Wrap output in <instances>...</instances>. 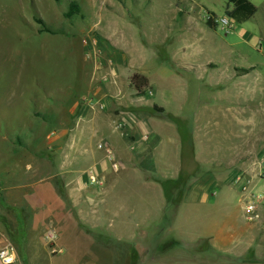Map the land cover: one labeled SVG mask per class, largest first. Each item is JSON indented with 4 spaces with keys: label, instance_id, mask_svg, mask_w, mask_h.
<instances>
[{
    "label": "rangeland",
    "instance_id": "374dc122",
    "mask_svg": "<svg viewBox=\"0 0 264 264\" xmlns=\"http://www.w3.org/2000/svg\"><path fill=\"white\" fill-rule=\"evenodd\" d=\"M249 1L253 17L229 0H0V248L11 245L16 264H110L116 249L103 251L102 234L123 233L150 243L133 252L139 263L175 250L228 264L230 249L214 256L207 240L183 247L171 239L166 249L152 240L176 213L169 208L156 225L149 217L158 194L139 173L137 139L148 142L153 124L162 143L150 171L172 176L182 155L180 179L167 184L174 206L192 184L219 176L239 195L240 232L251 223L264 233V216L245 219L247 193L234 184L238 174L257 181L264 165V0ZM73 2L80 12L67 18ZM224 20L233 27L223 30ZM135 74L149 80L143 97L131 85ZM108 82L106 107L92 89L99 94ZM107 139L121 151L119 140L127 142L139 172L122 170L109 143L101 145ZM102 162L114 189L103 199L109 214L87 199H98L99 187L81 181L102 172ZM187 224L185 233H198L190 229L198 222ZM260 242L264 254V235Z\"/></svg>",
    "mask_w": 264,
    "mask_h": 264
},
{
    "label": "crops",
    "instance_id": "0c3cea01",
    "mask_svg": "<svg viewBox=\"0 0 264 264\" xmlns=\"http://www.w3.org/2000/svg\"><path fill=\"white\" fill-rule=\"evenodd\" d=\"M187 1V0H185ZM249 3L250 1L247 0ZM234 9V4L231 5ZM109 83H105L104 87H106V90L104 91L102 89L99 91V94L97 91L99 88H93L92 94H94L95 97H99L101 100L108 101V95L112 94V91L109 89ZM93 96V95H91ZM116 101V98H115ZM117 101H119L117 99ZM114 104V103H112ZM106 107L111 105V102L108 101L104 104ZM116 117H120L121 119H127L128 122L131 120L130 117L126 116L123 118L122 115L116 114ZM115 117V116H114ZM114 122H122L120 120L115 119ZM113 122V124H114ZM115 125V124H114ZM113 125V126H114ZM125 125L127 123L125 122ZM130 127L133 129L134 127H137L138 123L132 122L129 123ZM128 130H130L129 126L127 125ZM138 125V129H139ZM151 134L147 136L148 142L143 143L140 137L137 139L138 144L140 146L137 148V151L140 154L139 159L141 160V164L146 167L145 171H138L137 169H134L132 167L133 162L129 161L127 156L133 155L132 151L129 147H126V143L124 139L122 141L119 140L122 149L120 150V146L116 147L113 142H111L109 139L104 140L101 145L109 143V147L115 151V153L118 155V158L124 162L122 166V170L127 168L128 171L137 170L139 173H142L144 176L145 183L148 185H153L154 188L157 189L158 199L155 202V208L149 213L150 220L155 222L154 225L163 222V219L166 217V211L168 206V199L165 194L163 184L165 182L169 181H176L179 180L182 174V155L179 159V168L176 172V174L166 177V176H158V172H154V169L152 171L151 168L154 166V155L156 148L162 143V136L156 132H153L152 130L155 125L150 126ZM180 137V136H179ZM180 141V140H179ZM136 144V143H135ZM180 144H182V140L180 141ZM128 145V144H127ZM137 145V144H136ZM107 147V146H106ZM135 146H133L134 148ZM191 148L193 149V143L191 145ZM183 150V149H182ZM183 153V151H182ZM181 153V154H182ZM112 155L111 150L107 149V156ZM106 158V157H104ZM107 159V158H106ZM108 161L109 156H108ZM114 160H111L112 162ZM103 163V169L102 172L98 173H92L90 177H96L100 178L99 181L104 180V184L98 189L100 195L98 196V199L88 195L87 199L90 200L91 206H99V214H103V212L106 209V214L112 213L111 210H108L105 207V202L103 199L108 195V193L113 189V185L110 186L109 179L106 174V171L108 170L109 162L106 164ZM118 164V163H117ZM119 165V164H118ZM121 165V163H120ZM119 165V169H120ZM111 169L115 172V174H121V172L118 170L116 171L111 167ZM135 172V171H134ZM240 175V174H238ZM237 175V176H238ZM90 177H86V182L84 179H81L82 181V187L84 184L90 182ZM236 177V176H235ZM208 182L206 183H200L197 182L195 184H192L193 189L189 190L186 195V197L179 203L178 209L176 212V215L174 217L173 225L164 232L157 233L155 232V229L152 232V240H155L158 238L162 241V244L167 242L164 246V249L167 245H169V240L173 239L175 242H177L178 245H186V244H196L201 241L207 240L210 244V250H212V255L217 252L221 253L224 252V249H230V254H224L225 259L227 260L228 264H263L264 262V254L260 253V241L262 239V236L264 235L261 230H258L259 225L258 224H248V226L243 224V228L241 229L236 225V221L238 219L237 217V211L236 209L239 208V205L242 207V205L239 203V195L233 190L232 187L229 186V182H226L224 178H221L219 176H213L207 175ZM206 179V180H207ZM235 179V178H234ZM221 181L222 183L218 182ZM255 184L257 185L259 183V179L257 178V181L254 179ZM235 184V183H234ZM260 185V183H259ZM259 185L255 187L254 190H257L259 188ZM236 186V185H235ZM264 187V186H263ZM236 188L240 189L236 186ZM262 189V188H261ZM260 189V190H261ZM200 190V193L198 194L197 191ZM241 190V189H240ZM238 191V190H237ZM242 192V191H241ZM248 197V196H247ZM220 202V200H222ZM80 203V200L76 202L78 205ZM240 209V208H239ZM243 210V209H242ZM258 215L260 217L264 216V206H262L258 210ZM257 215V217H258ZM246 220L248 218L244 216ZM257 219V218H256ZM249 222H253L248 220ZM188 222H198L199 226H196L192 224L190 226L192 231H198L196 234L191 233H185L183 226H188ZM204 224V225H200ZM228 224H234L232 226H229ZM260 229V227H259ZM264 229V227L262 228ZM229 230V231H227ZM102 238L105 239L106 242L104 244V250L105 252L112 251L113 248L116 249V251L113 253L116 257L113 263L110 264H201L203 263L201 259L199 260L198 257L195 256V260H193L190 256H187L186 252H179V251H170V253H163L162 256H160L158 259L156 257H153L151 261L146 263H139L138 260H136V257L134 256L133 252H135L137 249H142L143 251H150L149 245L150 243L141 244L139 242L138 236L137 237H128L126 235L121 234L120 236H114V235H107L102 234ZM129 240V241H128ZM189 240H192L191 242ZM103 244V243H102ZM120 250L125 249V252L119 253ZM223 250V251H221ZM122 254V255H121ZM211 255V254H209ZM124 256V257H123ZM131 256V257H130ZM251 256L252 258H250ZM190 257V258H188ZM189 259V261L186 263L185 261Z\"/></svg>",
    "mask_w": 264,
    "mask_h": 264
},
{
    "label": "built area",
    "instance_id": "2783aa9c",
    "mask_svg": "<svg viewBox=\"0 0 264 264\" xmlns=\"http://www.w3.org/2000/svg\"><path fill=\"white\" fill-rule=\"evenodd\" d=\"M233 27L230 25L227 20L222 21V29H228ZM115 170H118V165H114ZM259 183L264 181V165L263 171L258 176ZM90 181L92 184L97 186H102L104 184L103 181H99L96 177H90ZM234 183L237 187L241 189L242 192L247 193V203L245 206V210L247 213V218L250 221H254L257 218L258 210L264 206V193H261L257 190H254L256 185L254 179L248 178L245 174H240L235 177ZM253 189V190H252ZM0 264H16V254L15 249L11 245H7L3 248H0Z\"/></svg>",
    "mask_w": 264,
    "mask_h": 264
},
{
    "label": "trees",
    "instance_id": "16d2710c",
    "mask_svg": "<svg viewBox=\"0 0 264 264\" xmlns=\"http://www.w3.org/2000/svg\"><path fill=\"white\" fill-rule=\"evenodd\" d=\"M230 4L229 5H232L234 4L235 6V9L237 10H241L243 11L245 14H247L249 17H253L257 14L258 10L256 7H254L251 3H249L247 0H229ZM80 12V8L79 6L73 2L70 4V8H69V12L66 14V17L67 18H72L73 16L79 14ZM227 14L228 15H231L232 13L227 10ZM209 16H211L213 19H216V16L213 12H209ZM207 26L210 28V29H215L217 27V23L215 22V20H210L207 22ZM131 85L136 89L137 91V94L139 97H143L146 95L147 93V90L149 89L150 87V83H149V80L144 77L143 75H140V74H135L132 78H131ZM190 169V168H188ZM189 170L185 172L184 170V175H189ZM167 184L168 182H165L163 184V188H164V191H165V194L167 196V199H168V206H167V211H166V217L168 215V209L169 208H175L176 207V212H177V209H178V204L177 206H174V203L172 202V200H170V194H169V190H168V187H167ZM176 213L174 214V217H175ZM165 217V219H167ZM183 247L184 246H189V245H182Z\"/></svg>",
    "mask_w": 264,
    "mask_h": 264
}]
</instances>
